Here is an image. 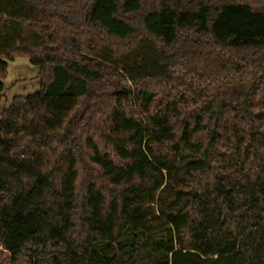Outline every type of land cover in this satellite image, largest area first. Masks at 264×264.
Masks as SVG:
<instances>
[{
	"label": "trees",
	"instance_id": "1",
	"mask_svg": "<svg viewBox=\"0 0 264 264\" xmlns=\"http://www.w3.org/2000/svg\"><path fill=\"white\" fill-rule=\"evenodd\" d=\"M17 58L11 264H264V0H0V97Z\"/></svg>",
	"mask_w": 264,
	"mask_h": 264
},
{
	"label": "rangeland",
	"instance_id": "2",
	"mask_svg": "<svg viewBox=\"0 0 264 264\" xmlns=\"http://www.w3.org/2000/svg\"><path fill=\"white\" fill-rule=\"evenodd\" d=\"M4 85L5 92L0 97V117L15 96H27L40 89L39 68L27 58L9 61ZM0 264H11V257L3 247H0Z\"/></svg>",
	"mask_w": 264,
	"mask_h": 264
}]
</instances>
